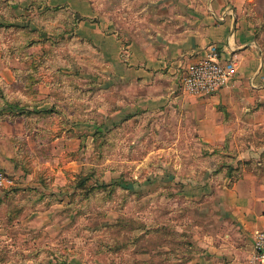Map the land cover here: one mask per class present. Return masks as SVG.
Listing matches in <instances>:
<instances>
[{
    "label": "rangeland",
    "instance_id": "374dc122",
    "mask_svg": "<svg viewBox=\"0 0 264 264\" xmlns=\"http://www.w3.org/2000/svg\"><path fill=\"white\" fill-rule=\"evenodd\" d=\"M46 2L32 1L37 9L23 16V26L0 30L1 68L16 79L8 88L0 77V168L9 162L19 174L0 200V263L164 264L195 257L192 225L209 222L183 209L196 207L178 199L183 184L217 183L220 174L235 181L245 170L263 174L264 126L236 128L225 158L218 148L209 155L191 124L180 140L170 119L132 111L113 117L131 97L100 74L95 49L74 34L81 17ZM116 3L98 7L114 19ZM40 104L46 106L34 111ZM9 106L15 108L2 114ZM252 149L262 151L237 161ZM213 187L208 195H216Z\"/></svg>",
    "mask_w": 264,
    "mask_h": 264
},
{
    "label": "crops",
    "instance_id": "0c3cea01",
    "mask_svg": "<svg viewBox=\"0 0 264 264\" xmlns=\"http://www.w3.org/2000/svg\"><path fill=\"white\" fill-rule=\"evenodd\" d=\"M32 1L0 0V30L23 26V16L36 8ZM106 2L113 4V0H47L46 5L81 17L74 34L95 49L100 74L115 78V89L122 85L131 97L130 107L123 100L113 117L132 111L156 121L170 119V124L165 122L176 127L180 140L191 124L209 155L220 149L225 158L229 154L224 145L236 128L264 126V0H115L119 3L114 5V19L98 7ZM210 45L218 46L222 61L234 59L233 78L212 96L182 100L178 85L186 68ZM2 57L0 47V77L11 88L15 73L1 68ZM42 93L40 87L37 96ZM40 105L34 111L46 106ZM261 151L252 149L237 161ZM2 167L11 178L19 177L9 162ZM232 178L220 174L217 183L211 178L183 184L178 199L184 206L186 202L196 206L183 209L203 213L202 220L209 224L192 225L189 246L198 251L195 257H175L164 264H253V236L264 231V171L256 176L245 170L241 179ZM214 184L216 195H208ZM18 185L23 188V180ZM11 191L0 193V200Z\"/></svg>",
    "mask_w": 264,
    "mask_h": 264
},
{
    "label": "built area",
    "instance_id": "2783aa9c",
    "mask_svg": "<svg viewBox=\"0 0 264 264\" xmlns=\"http://www.w3.org/2000/svg\"><path fill=\"white\" fill-rule=\"evenodd\" d=\"M236 71L234 59L221 60L217 45L208 46L202 57L188 66L181 79L179 91L194 99L212 96L226 87ZM14 186L13 179L0 169V193ZM253 260L264 264V231L253 236Z\"/></svg>",
    "mask_w": 264,
    "mask_h": 264
},
{
    "label": "trees",
    "instance_id": "16d2710c",
    "mask_svg": "<svg viewBox=\"0 0 264 264\" xmlns=\"http://www.w3.org/2000/svg\"><path fill=\"white\" fill-rule=\"evenodd\" d=\"M229 177H231L230 175H228Z\"/></svg>",
    "mask_w": 264,
    "mask_h": 264
}]
</instances>
